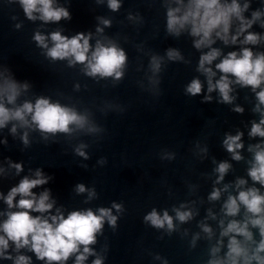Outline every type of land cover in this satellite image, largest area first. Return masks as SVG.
I'll return each instance as SVG.
<instances>
[{
  "label": "clouds",
  "instance_id": "obj_1",
  "mask_svg": "<svg viewBox=\"0 0 264 264\" xmlns=\"http://www.w3.org/2000/svg\"><path fill=\"white\" fill-rule=\"evenodd\" d=\"M23 8L25 16L29 20H40L47 22H59L61 19H70V13L65 7L54 5V0H18ZM103 0H97L102 3ZM167 5L166 31L169 35L179 37L182 32L188 31L194 37L193 45L197 50L208 49L199 57L197 71L207 78V92L218 91L220 100L218 102L231 104L235 97L232 93V84H239L241 87H250L256 95L258 103L253 109L260 113L259 122H252L250 137L264 138V52L254 53L251 48L243 47L239 53L230 51L218 63L215 64V71L210 67L214 61L221 57V50L212 47L216 40H220L224 45H235L238 42L243 45H257L262 37L260 34L249 31L253 24L261 21L264 12L253 11L251 19L244 16L249 9L251 0H245L243 6L238 0H164ZM175 6H172V5ZM107 6L113 12L121 7L120 0H107ZM38 14V17L37 15ZM128 19H133L129 14ZM98 20L105 27L111 26V20L99 17ZM234 21H238L235 33L232 34ZM20 27L19 24L16 25ZM260 27L264 28V21L260 22ZM104 29L96 28L97 33H103ZM246 33V35H245ZM243 35V39L239 38ZM92 34L77 33L69 38L62 35L60 31H53L49 36L36 32L34 40L39 47L46 50V57L52 61H68V65L81 64L84 66L83 72L86 76L95 79L112 77L115 81H120L124 76V69L127 63L125 51L111 39L102 42L97 39L95 46L90 44ZM51 41V47L48 41ZM167 58L170 61H183L184 57L176 49L167 50ZM163 57L151 56L149 68L153 77H149L150 83L159 84V80L154 79L161 71ZM217 71L221 73L219 79L213 82V77ZM234 77L235 79H230ZM79 90V84L76 86ZM200 79H192L186 87V93L196 96L202 92ZM29 89L28 83H18L8 73L7 69L0 72V129L12 123L10 132L17 134L18 127L38 130L44 140L57 133L71 136L76 131H86L96 133L100 129L89 119L86 110L80 113L75 107L61 104L59 101L52 102L50 98L40 96L34 102L24 100L17 103L23 92ZM260 89L259 91H256ZM212 100L210 95L204 97V101ZM237 113H243L244 109L237 106L233 109ZM243 133L236 135L227 134L223 140V146L227 152L232 154V159L241 161L243 157L239 149L243 148L241 137ZM21 140L25 146L29 145V134L25 131L21 135ZM4 143H7L5 140ZM86 145L81 144L75 149L78 156L88 159V155L83 150ZM206 152L207 149H204ZM248 151L253 154L249 161L250 167L247 169V176L253 185L245 187L248 181L244 178H237L235 181L236 194L229 193L223 202L221 212L223 218L219 220V239L208 249L209 258L205 264H264V194L260 188H264V146L258 143L249 145ZM100 164L106 163L105 159L98 161ZM17 174L23 171L22 164H11ZM231 165L228 162H220L215 168L218 174L216 183L224 180ZM3 169H0L2 172ZM50 177L44 176L41 170L37 169L35 178L25 176L18 185L12 187L4 196L0 193L8 209L0 213L6 215V219L0 223V259L13 260L14 264H31V257L27 255H17L15 258L9 254L10 242L14 245V251L19 253L21 249L27 248L35 254L39 261H46L47 264H64L69 258L75 255V264H84L90 255H96L90 245L97 242L98 233L102 232L105 220L115 229L118 217L112 214L110 208H99L96 214L91 209L84 211H71L65 215L56 209L54 215H44L53 209L54 200H50L49 190H44L38 196L32 190L38 186L48 183ZM232 185L225 184L223 189L213 188L208 196L209 201H217L221 198V193L228 192ZM77 193H84L86 188L83 184L76 186ZM95 191L89 192V198L94 197ZM19 200H16L17 197ZM112 208L121 212L122 205L113 203ZM187 209V205L181 204L179 208H173L175 220L183 224L194 217V212ZM243 215L241 217V212ZM38 213L39 215H33ZM208 217L216 219L215 214L208 210ZM143 220L146 224L155 229H165L169 235L176 231L173 216L167 210L161 215L155 208L147 213ZM200 228L207 234L209 240L212 239L213 229L207 224L201 223ZM253 230H256L255 232ZM187 234V230H185ZM258 236V239H257ZM163 239V237H160ZM227 242L225 243V239ZM199 239L197 233L193 236L190 247L194 248L196 240ZM82 247V251H81ZM160 259V256H156ZM92 264H103L102 258L97 257ZM164 264H168L167 260Z\"/></svg>",
  "mask_w": 264,
  "mask_h": 264
}]
</instances>
